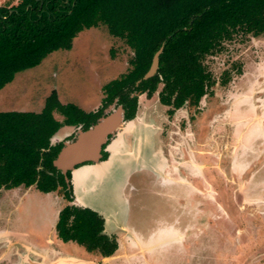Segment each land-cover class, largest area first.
I'll list each match as a JSON object with an SVG mask.
<instances>
[{
	"label": "rangeland",
	"instance_id": "374dc122",
	"mask_svg": "<svg viewBox=\"0 0 264 264\" xmlns=\"http://www.w3.org/2000/svg\"><path fill=\"white\" fill-rule=\"evenodd\" d=\"M130 56L104 24L85 28L69 49L17 72L0 89V110L39 111L51 92L61 103L95 109L102 86L126 70ZM206 65L216 84L197 107L168 115L157 92L138 95V113L161 127V140L157 161L134 172L125 190L135 238L125 233L114 256H96L56 238L65 202L59 193L1 188L0 264H65L69 256L84 264H264V34L225 43ZM226 69L231 78L220 84ZM115 151L112 166L125 150Z\"/></svg>",
	"mask_w": 264,
	"mask_h": 264
},
{
	"label": "trees",
	"instance_id": "16d2710c",
	"mask_svg": "<svg viewBox=\"0 0 264 264\" xmlns=\"http://www.w3.org/2000/svg\"><path fill=\"white\" fill-rule=\"evenodd\" d=\"M100 24L131 50L126 70L102 86L95 110L61 103L55 92L39 111L0 110V188L34 185L41 192L59 193L67 202L58 212L56 238L105 257L117 251L116 237L104 232L98 212L72 203L70 172L52 164L62 144H52L50 137L62 125L86 129L115 98L125 119H132L136 91L151 96L159 89L168 115L183 106L197 107L216 84L207 57L233 39L263 35L264 0H6L0 4V89L50 52L69 49L81 30ZM160 47L155 74L135 84ZM230 75V69L224 70L219 83L226 84Z\"/></svg>",
	"mask_w": 264,
	"mask_h": 264
},
{
	"label": "crops",
	"instance_id": "0c3cea01",
	"mask_svg": "<svg viewBox=\"0 0 264 264\" xmlns=\"http://www.w3.org/2000/svg\"><path fill=\"white\" fill-rule=\"evenodd\" d=\"M16 2L17 0H11V4ZM138 112L136 118L134 117L131 120L125 121L114 135L115 137L111 142V150H113V154L109 152V155L105 160L75 168L73 172L78 169L80 170L79 174L81 176V181L78 182V185H76L74 182L73 173L71 177L74 195L73 200H77L79 206H87L96 210L104 219V232L108 235H115L117 237V242H119L122 235L125 233H127L132 239L135 238V236L133 232L130 231L127 224V212L129 204L127 194H125V190L128 188V185L126 184L128 183L129 187H132L130 181L127 180L128 174L125 177V181L122 183L119 182L118 184L113 185L103 184V180L108 174V171L114 167L112 166L113 162L111 161H113V158L116 155L115 149L123 148L125 150L123 152L124 159L121 158L120 161H123L125 164H132V162H134V165L128 168L130 171L134 169L138 162L143 161L146 164L149 161L156 162L157 160L152 158L153 156L156 158V149L158 147L159 141L161 140L159 133L161 127L157 124L147 123L143 115H140ZM71 128L72 127L68 125L61 126L57 130L58 135L55 142H59L69 135L72 132ZM137 131L142 134L140 135L143 136V138L139 135H135ZM128 136L131 138L135 137V143L133 140L132 142H129L127 139ZM92 183H94V185ZM32 187L35 186L31 185L29 187L23 188L24 191H26ZM61 207L62 206L57 208L58 211ZM11 232L13 233V231ZM111 256H114V254L105 257Z\"/></svg>",
	"mask_w": 264,
	"mask_h": 264
},
{
	"label": "water",
	"instance_id": "95a60500",
	"mask_svg": "<svg viewBox=\"0 0 264 264\" xmlns=\"http://www.w3.org/2000/svg\"><path fill=\"white\" fill-rule=\"evenodd\" d=\"M161 49L162 47L153 54L149 68L140 79L136 80L135 84H138L142 79H147L155 74ZM124 122L125 120L123 119V109L121 105L115 107V102H113L104 111V114L98 117L93 124L86 129L78 127L71 139L63 141V145L52 160V164L65 174L68 170H71L73 173L75 165L77 164L86 161H92L93 163L99 162L101 156L100 150L102 145L106 143L108 135H115ZM57 135L58 132L56 131L50 137V142L52 144L56 143ZM106 149L109 150L108 147ZM72 203L78 205L77 200H72ZM63 262L65 264H84V261L73 256L63 259ZM58 263L59 262L56 264Z\"/></svg>",
	"mask_w": 264,
	"mask_h": 264
},
{
	"label": "flooded vegetation",
	"instance_id": "af4514ba",
	"mask_svg": "<svg viewBox=\"0 0 264 264\" xmlns=\"http://www.w3.org/2000/svg\"><path fill=\"white\" fill-rule=\"evenodd\" d=\"M158 90L159 89H157L156 91H154L153 92V94H155L156 92H157V101H158V103L160 104V105H162V106H165V110H167V106L166 105H163V104H161L160 102H159V99H158ZM139 94H144V96H145V98H150L151 96H153V94L151 95V96H147L146 95V93L145 92H133L132 93V95H136V97H137V109H136V113H135V116H136V114H137V112H138V109H139V102H138V95ZM113 102H115V107L117 106V105H121V107H122V109H123V105L122 104H120V103H118V101H117V98H115L111 103H109L107 106H105L103 109H102V114L100 115V116H102L103 114H104V111L108 108V106L110 105V104H112ZM101 103V102H100ZM181 108V107H180ZM96 109V108H95ZM95 109H93V110H95ZM179 109V108H178ZM177 110V109H176ZM175 110V111H176ZM174 111V112H175ZM166 113H167V111H166ZM99 116V117H100ZM134 116V117H135ZM133 117V118H134ZM132 118V119H133ZM123 119L125 120V121H128V120H131V119H125V117H124V109H123ZM63 126V125H62ZM68 126H70V125H68ZM70 127H72L71 129H72V132L69 134V135H67L64 139H62L61 141H59L62 145H63V141L64 140H67V139H71L73 136H74V134H75V132H76V130H77V128L78 127H80L81 129H83L80 125H78V126H70ZM111 136H113V135H108V138H107V141H106V143H104L103 145H102V147H101V150H100V153H101V156H100V158H99V161H102V160H105L107 157H108V155H109V150H107L106 148L108 147V145H109V141H111L110 140V137ZM57 143V142H56ZM62 145H61V147H62ZM60 147V148H61ZM103 151H106L107 152V155L104 157L103 155H102V153H103ZM88 164H93V162L92 161H86V162H83V163H81V164H77V165H75V168H78V167H81V166H84V165H88ZM132 165H134V162H132V164H129V163H127V164H125L123 161H121V162H119V164H117V165H115L112 169H110L109 171H108V174L105 176V178H104V182H103V184L104 185H106V184H118L119 182H124L125 181V177L127 176V174H128V176H127V180H129L130 181V178H131V175L134 173V172H137V171H139L141 168H145V166H146V163L145 162H143V161H141V162H138L137 164H136V166L134 167V169H132V170H130L129 171V169L128 168H130ZM143 165H145V166H143ZM147 169V168H146ZM69 172H70V178H69V182H70V184H71V189H72V196H73V198H74V195H73V185H72V182H71V177H72V172H71V170H68ZM67 172V171H66ZM84 179V178H83ZM93 182V181H92ZM128 182V181H127ZM126 182V183H127ZM93 185H94V183H92ZM126 185H128V187H129V184L127 183ZM47 193V192H46ZM61 196V195H60ZM61 198H63L62 196H61ZM63 200L65 201L63 204H62V206L67 202L64 198H63ZM73 200V199H72ZM59 212V211H58ZM57 218H58V215H57ZM104 220V219H103ZM57 221V220H56ZM56 224V223H55ZM103 225H104V223H103ZM53 229H54V233H55V225H54V227H53ZM112 236H115V235H112ZM116 237V236H115ZM121 238H123V237H121ZM116 240H117V237H116ZM60 241V240H59ZM120 241H121V239H120ZM61 242V241H60ZM62 243H64V242H62Z\"/></svg>",
	"mask_w": 264,
	"mask_h": 264
},
{
	"label": "bare ground",
	"instance_id": "6f19581e",
	"mask_svg": "<svg viewBox=\"0 0 264 264\" xmlns=\"http://www.w3.org/2000/svg\"><path fill=\"white\" fill-rule=\"evenodd\" d=\"M127 125V124H126ZM114 141V140H113ZM111 147H112V144L110 143V145H109V149H110V152L113 154L114 152H113V150H111ZM113 149V148H112ZM110 153V154H111ZM112 162V161H111ZM79 169L78 170H75L74 172H73V179H74V182H75V184L76 185H78V182H80L81 181V176H80V174H79Z\"/></svg>",
	"mask_w": 264,
	"mask_h": 264
}]
</instances>
